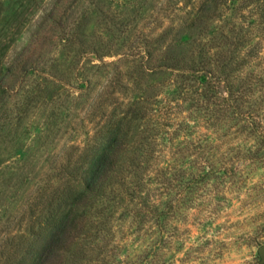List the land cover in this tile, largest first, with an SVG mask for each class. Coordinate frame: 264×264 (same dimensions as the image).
<instances>
[{
    "label": "rangeland",
    "instance_id": "rangeland-1",
    "mask_svg": "<svg viewBox=\"0 0 264 264\" xmlns=\"http://www.w3.org/2000/svg\"><path fill=\"white\" fill-rule=\"evenodd\" d=\"M171 1L0 0V264L33 263L50 227L82 189L81 181L70 180L71 172L77 168L73 174L80 175L78 169L102 148L103 125L114 116L116 102L128 106L152 82L149 93L161 94L158 100L170 93L184 100L180 109L191 131L177 141L190 140L199 122L203 137L196 150L181 145L185 159L169 170L172 175H163L157 242L151 229L130 234L126 225L125 234L117 233L122 242L128 237L118 248L121 260L261 264L264 147L244 142L247 131L233 130L232 140L225 127L209 128V112L190 109L191 90L179 84L165 89L163 79L147 81L142 69L129 65L126 55L166 23L163 13L169 22L181 20ZM160 34L180 38L179 29ZM159 35L148 43L154 55L164 56ZM173 49L175 42L168 48ZM259 102L264 105V98ZM206 133L217 138L215 145ZM195 154L211 160L217 171L212 177H202L207 166ZM244 155L261 159L239 161ZM196 173L201 178L193 180Z\"/></svg>",
    "mask_w": 264,
    "mask_h": 264
},
{
    "label": "trees",
    "instance_id": "trees-1",
    "mask_svg": "<svg viewBox=\"0 0 264 264\" xmlns=\"http://www.w3.org/2000/svg\"><path fill=\"white\" fill-rule=\"evenodd\" d=\"M171 2L173 14L179 9L181 20L169 22L170 17L163 13L166 23L146 34V42L126 55L129 65L142 69L147 81L160 77L165 89L179 84L191 90L194 98L190 109L209 112V128L225 127L232 140L237 139L232 137L233 130L247 131L241 138L244 142L264 147V105L259 102L264 98V0ZM178 29L179 39L159 35L160 31L166 34ZM155 35L162 36L156 40H162L166 47L164 56L150 50L148 40ZM174 42L178 49L168 50ZM154 85L148 84L144 96L131 100L128 106L116 102L114 116L103 125L102 148L92 153L88 167L78 169L80 175L73 174L77 168L71 172L70 180L81 181L82 189L67 213L50 227L32 264H139V257L121 260L118 252L128 237L122 242L117 233L125 234L127 227L130 234L151 229L153 243L157 242L162 215L158 191L163 175L185 159L183 146L193 145L196 150L203 136L199 122L189 134L190 140L177 141L181 132L191 131L186 125L188 116L180 109L184 100L171 93L158 100L161 94L149 93ZM212 136L206 133L204 138L215 145L217 138ZM245 157L238 160L254 163L261 159ZM195 158L207 166L202 177L210 178L217 172L211 160L197 154ZM195 175L193 180L201 178L199 173ZM52 192L55 196L56 190Z\"/></svg>",
    "mask_w": 264,
    "mask_h": 264
},
{
    "label": "water",
    "instance_id": "water-1",
    "mask_svg": "<svg viewBox=\"0 0 264 264\" xmlns=\"http://www.w3.org/2000/svg\"><path fill=\"white\" fill-rule=\"evenodd\" d=\"M259 251H260L261 256H262L261 264H264V245H262V246L259 248Z\"/></svg>",
    "mask_w": 264,
    "mask_h": 264
}]
</instances>
